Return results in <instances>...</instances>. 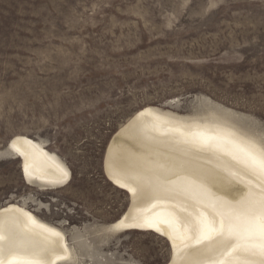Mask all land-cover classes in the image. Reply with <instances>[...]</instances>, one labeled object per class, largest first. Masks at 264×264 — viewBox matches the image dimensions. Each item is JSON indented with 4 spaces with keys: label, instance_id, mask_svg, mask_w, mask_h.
<instances>
[{
    "label": "rangeland",
    "instance_id": "rangeland-1",
    "mask_svg": "<svg viewBox=\"0 0 264 264\" xmlns=\"http://www.w3.org/2000/svg\"><path fill=\"white\" fill-rule=\"evenodd\" d=\"M201 97L264 130V0H0V152L26 135L71 172L65 188L41 192L0 156V206L15 198L102 238L98 227L129 205L103 176L113 134L145 106L174 99L184 113ZM104 253L117 264L170 256L150 233L119 236Z\"/></svg>",
    "mask_w": 264,
    "mask_h": 264
},
{
    "label": "bare ground",
    "instance_id": "bare-ground-1",
    "mask_svg": "<svg viewBox=\"0 0 264 264\" xmlns=\"http://www.w3.org/2000/svg\"><path fill=\"white\" fill-rule=\"evenodd\" d=\"M201 98L196 100V107L192 111L184 113L176 110L174 99L160 106H145L131 115L113 134L103 159V176L109 187L128 198L129 205L117 220L98 227L96 232L102 238L93 241L81 235L80 231H67L65 225L43 220L25 202L10 198L0 206V225L5 236L0 243V259L5 264L12 256L33 257L41 264H117L104 253L113 239L127 233H150L168 247L170 256L165 264H204L206 257L202 254L203 248L183 249L178 234L164 221H171L174 213L180 218L179 230L183 232L186 223H194L193 218L199 212H206L211 217L213 209L206 201L198 203L191 199H176L171 193L160 190L157 163H183L186 171L209 177L217 173L224 175L221 168L227 165L237 174L234 177L236 187L257 199L264 198V172L249 174L243 165L224 156L222 151H198L190 143L179 142L182 138L178 133L162 134V130L177 127L186 132L204 130L213 135L231 136L258 149L264 148V130L251 116ZM223 147L231 148L230 145ZM0 156L18 161L22 182L29 188L49 192L65 188L71 181V172L66 163L56 153L49 151L41 140L33 137L13 136ZM121 183L126 186L121 187ZM130 187L137 189L136 195L129 191ZM239 198L237 195L236 199ZM174 204L185 206L188 211L181 212ZM146 221L154 223L168 235H162L154 228L134 226L143 225ZM141 230L145 232H139ZM169 235L176 236L175 248ZM213 246L219 250L220 246L215 243H206L204 247ZM240 255L243 259V254ZM214 258L219 259V254Z\"/></svg>",
    "mask_w": 264,
    "mask_h": 264
},
{
    "label": "snow or ice",
    "instance_id": "snow-or-ice-1",
    "mask_svg": "<svg viewBox=\"0 0 264 264\" xmlns=\"http://www.w3.org/2000/svg\"><path fill=\"white\" fill-rule=\"evenodd\" d=\"M169 132L178 133L182 138L179 142L190 143L198 151H222L224 156H229L237 164L243 165L249 174L264 172V148L258 149L255 145L245 144L231 136L213 135L204 130L186 132L180 127L162 130V134ZM223 145H230L231 148ZM157 167L160 170L157 175L160 190L171 193L176 199H191L198 203L206 201L213 209L214 214L211 217L206 212H199L193 218L194 223H186L183 232L179 230L180 218L174 213L171 221H164L178 234L183 242V249L203 248L202 254L206 257L204 264H257V261L258 264H264V198H253L250 193H243L236 187L237 181L234 177L237 174L227 165L221 168L224 175L217 173L212 177L190 173L184 169L183 163L175 161L158 162ZM117 183L120 181L117 180ZM120 186L126 185L121 183ZM129 191L133 195L137 194L135 188L130 187ZM237 195L239 199H236ZM173 206L179 207L181 212L188 211L185 206ZM189 215L192 213L189 212ZM134 226L154 228L162 235H168L151 222ZM169 239L173 240L175 248L176 236L169 235ZM4 240L0 225V243ZM206 243L218 244L219 250L214 246L204 247ZM218 254L220 258H214ZM240 254H243V259ZM0 264H5L3 259H0ZM7 264H41V261L29 256H12Z\"/></svg>",
    "mask_w": 264,
    "mask_h": 264
}]
</instances>
